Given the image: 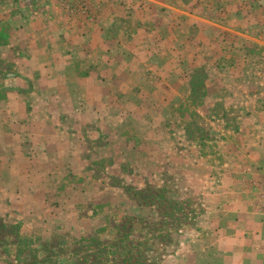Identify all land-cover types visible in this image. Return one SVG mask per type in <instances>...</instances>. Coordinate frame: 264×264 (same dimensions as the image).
I'll return each mask as SVG.
<instances>
[{
	"label": "crops",
	"instance_id": "1",
	"mask_svg": "<svg viewBox=\"0 0 264 264\" xmlns=\"http://www.w3.org/2000/svg\"><path fill=\"white\" fill-rule=\"evenodd\" d=\"M88 2L93 15L86 18L71 0H0V174L9 169L11 186L20 177L18 151L27 145L21 137L34 134L40 119L48 120L40 133L80 140L90 125L111 133V119L125 127L128 117L146 120L153 110L146 111L143 103L154 101L156 113H167L162 103L184 98L180 83L188 84L192 96L196 82L191 73L198 69L220 74L221 64L233 81L247 84L250 62L224 61L226 50L212 51L213 41L229 49L224 40L236 39L239 49L233 53L239 55L249 52L246 46L264 43V0ZM257 49L264 55V47ZM261 63H252L261 71L260 77L251 76L259 89L264 87ZM185 70L187 83L180 78ZM210 79L220 89L226 86L222 75ZM259 96L243 94L254 104ZM207 100L223 103L227 98L219 92ZM132 103H137L134 111ZM246 116L251 131L238 129L252 136L244 140L246 158L234 159L237 169L219 179L218 190L206 189L207 213L198 229L207 236L200 240L197 234L191 241L188 264H264V204L257 198L264 187V107L255 105ZM44 147V153L50 152ZM34 175L29 171L24 177L34 184ZM19 194L16 189L9 195L7 208L13 210Z\"/></svg>",
	"mask_w": 264,
	"mask_h": 264
},
{
	"label": "rangeland",
	"instance_id": "2",
	"mask_svg": "<svg viewBox=\"0 0 264 264\" xmlns=\"http://www.w3.org/2000/svg\"><path fill=\"white\" fill-rule=\"evenodd\" d=\"M224 42L231 51L217 40L212 51L223 47L228 50L224 61L250 62L247 84L233 81L219 64L220 74L191 73L196 85L189 98L188 84L180 83L184 98L160 103L168 114L156 113L157 103L149 101L143 103L146 111L153 110L146 120L128 117L125 127L111 119V133L94 125L85 127L80 140L40 133L48 121L40 119L34 134L22 135L27 145L18 151V182L11 186L6 166L0 174V264H188L191 241L197 234L200 240L207 236L198 229L207 213L206 189L218 190L219 179L237 169L234 159L246 158L244 140L252 136L238 129L251 131L246 115L255 105L264 107V87H255L251 79L260 77L252 63L264 62L257 49L264 43L246 46L249 52L239 55L233 53L239 49L236 39ZM219 75L226 81L222 89L207 81ZM180 78L187 83L188 71ZM219 92L227 101L207 100ZM247 92L260 95L259 102L245 99ZM136 104L129 108L134 111ZM62 150L71 152L61 158ZM29 171L35 174L34 184L24 177ZM16 189L20 194L11 210L6 202ZM257 194L264 202L263 188Z\"/></svg>",
	"mask_w": 264,
	"mask_h": 264
},
{
	"label": "built area",
	"instance_id": "3",
	"mask_svg": "<svg viewBox=\"0 0 264 264\" xmlns=\"http://www.w3.org/2000/svg\"><path fill=\"white\" fill-rule=\"evenodd\" d=\"M71 3H73L74 10L78 11L81 15L85 16L86 18H89L93 15V6L88 2V0H71Z\"/></svg>",
	"mask_w": 264,
	"mask_h": 264
}]
</instances>
